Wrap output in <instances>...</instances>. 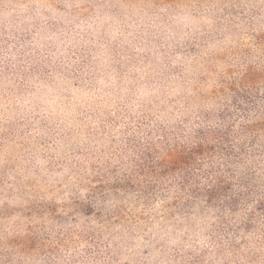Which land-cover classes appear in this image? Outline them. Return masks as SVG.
I'll return each mask as SVG.
<instances>
[{
  "label": "clouds",
  "instance_id": "9594fccd",
  "mask_svg": "<svg viewBox=\"0 0 264 264\" xmlns=\"http://www.w3.org/2000/svg\"><path fill=\"white\" fill-rule=\"evenodd\" d=\"M0 264H264V0H0Z\"/></svg>",
  "mask_w": 264,
  "mask_h": 264
},
{
  "label": "rangeland",
  "instance_id": "374dc122",
  "mask_svg": "<svg viewBox=\"0 0 264 264\" xmlns=\"http://www.w3.org/2000/svg\"><path fill=\"white\" fill-rule=\"evenodd\" d=\"M132 2L134 3L135 0H132ZM140 45H137V49H139ZM129 56L131 57H136V53L135 52H130L129 53ZM140 56H143V53H140ZM138 59V57H137ZM135 62V61H133ZM131 66V65H130ZM155 152H158L159 150H154ZM154 154L153 153H148L147 156H142L141 157V160L143 161V164L141 165L142 167H150L151 166V162L152 160L154 159ZM139 207V206H137ZM255 227H258V224L257 225H251L249 226V228L247 229V231H252L253 228ZM32 238L31 237H28L26 238L25 240H17L16 243H24L25 246H28V241L31 240Z\"/></svg>",
  "mask_w": 264,
  "mask_h": 264
}]
</instances>
